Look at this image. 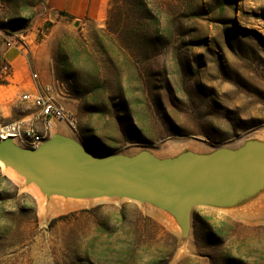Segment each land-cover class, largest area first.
I'll list each match as a JSON object with an SVG mask.
<instances>
[{"label": "rangeland", "instance_id": "1", "mask_svg": "<svg viewBox=\"0 0 264 264\" xmlns=\"http://www.w3.org/2000/svg\"><path fill=\"white\" fill-rule=\"evenodd\" d=\"M43 16V0H0L6 34L47 64V91L73 116L53 121L55 133L160 158L264 141V0H109L102 25ZM6 74L0 124L34 111ZM180 234L150 206L46 198L0 163V264H264V189L231 208L196 207L189 242Z\"/></svg>", "mask_w": 264, "mask_h": 264}, {"label": "water", "instance_id": "2", "mask_svg": "<svg viewBox=\"0 0 264 264\" xmlns=\"http://www.w3.org/2000/svg\"><path fill=\"white\" fill-rule=\"evenodd\" d=\"M0 161L46 198H116L164 211L180 227L179 242L189 237L196 207L231 208L264 189V141L257 139L160 158L92 150L53 133L35 148L0 140Z\"/></svg>", "mask_w": 264, "mask_h": 264}, {"label": "crops", "instance_id": "3", "mask_svg": "<svg viewBox=\"0 0 264 264\" xmlns=\"http://www.w3.org/2000/svg\"><path fill=\"white\" fill-rule=\"evenodd\" d=\"M109 0H43L44 18H54L60 16L70 17L73 20L90 19L102 25L107 16ZM7 28L0 23V63H5L9 67V73L4 76L7 85L14 84L21 88L32 90L29 84L31 73L36 72L38 80L43 85H48V66L46 63H29L24 50L19 44L6 46V41L11 40L7 36ZM13 42V41H12ZM12 81V82H11ZM9 82V83H8ZM56 130L53 127L51 134Z\"/></svg>", "mask_w": 264, "mask_h": 264}, {"label": "built area", "instance_id": "4", "mask_svg": "<svg viewBox=\"0 0 264 264\" xmlns=\"http://www.w3.org/2000/svg\"><path fill=\"white\" fill-rule=\"evenodd\" d=\"M10 38L11 35H7ZM13 41V42H12ZM6 46L16 44L15 40L6 41ZM22 45L21 43H17ZM9 69L5 63H0V76L6 74ZM32 90H26L21 94V99L29 102L34 111L31 117L21 118L0 124V140L11 137L13 141H21L23 146L34 148L38 140L43 137L44 129L47 124H53V121H64L67 125L73 124V116L70 111L64 109L56 99L49 94L46 85L38 80L36 72L31 73Z\"/></svg>", "mask_w": 264, "mask_h": 264}, {"label": "trees", "instance_id": "5", "mask_svg": "<svg viewBox=\"0 0 264 264\" xmlns=\"http://www.w3.org/2000/svg\"><path fill=\"white\" fill-rule=\"evenodd\" d=\"M138 10L146 15V7L145 4L142 3V1L139 2ZM81 52H83L86 55V59L91 63L92 75L94 76V80L98 81V65L96 64L95 60L92 58L91 54L85 48H82V50L78 51V53Z\"/></svg>", "mask_w": 264, "mask_h": 264}, {"label": "bare ground", "instance_id": "6", "mask_svg": "<svg viewBox=\"0 0 264 264\" xmlns=\"http://www.w3.org/2000/svg\"><path fill=\"white\" fill-rule=\"evenodd\" d=\"M51 129H52V124H47L46 128L44 129L43 132V137L38 140L37 145L35 147H37L44 139H46L47 137H49V135H51ZM17 145L21 146V147H29V146H23V143L21 141H14ZM34 147V148H35ZM0 163L2 164V162L0 161ZM8 169H11L13 171H15L14 169H12L11 167L6 166ZM16 172V171H15ZM32 185L34 186V188L40 192V190L38 189V187L32 183ZM184 243L189 242V237H186L183 239Z\"/></svg>", "mask_w": 264, "mask_h": 264}]
</instances>
